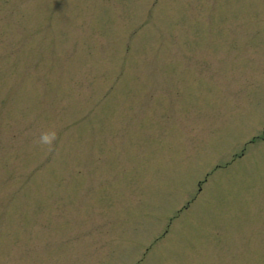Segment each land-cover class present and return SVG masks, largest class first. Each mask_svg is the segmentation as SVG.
Instances as JSON below:
<instances>
[{"label":"rangeland","instance_id":"rangeland-1","mask_svg":"<svg viewBox=\"0 0 264 264\" xmlns=\"http://www.w3.org/2000/svg\"><path fill=\"white\" fill-rule=\"evenodd\" d=\"M0 264H264V0H0Z\"/></svg>","mask_w":264,"mask_h":264},{"label":"clouds","instance_id":"clouds-1","mask_svg":"<svg viewBox=\"0 0 264 264\" xmlns=\"http://www.w3.org/2000/svg\"><path fill=\"white\" fill-rule=\"evenodd\" d=\"M42 139L46 141L47 140V137H42Z\"/></svg>","mask_w":264,"mask_h":264}]
</instances>
